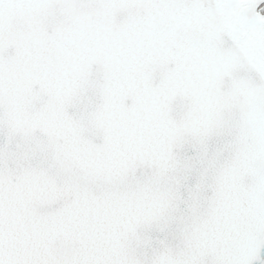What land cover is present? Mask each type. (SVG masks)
Listing matches in <instances>:
<instances>
[{"label": "snow or ice", "instance_id": "1", "mask_svg": "<svg viewBox=\"0 0 264 264\" xmlns=\"http://www.w3.org/2000/svg\"><path fill=\"white\" fill-rule=\"evenodd\" d=\"M0 264H264V0H0Z\"/></svg>", "mask_w": 264, "mask_h": 264}]
</instances>
